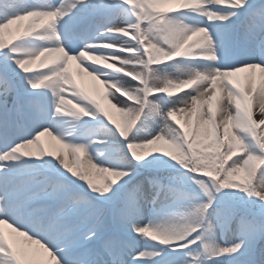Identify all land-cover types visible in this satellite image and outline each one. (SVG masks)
<instances>
[{"label":"snow or ice","instance_id":"6c2138e0","mask_svg":"<svg viewBox=\"0 0 264 264\" xmlns=\"http://www.w3.org/2000/svg\"><path fill=\"white\" fill-rule=\"evenodd\" d=\"M0 225L51 264H264V0H0ZM0 264L46 262L0 228Z\"/></svg>","mask_w":264,"mask_h":264},{"label":"bare ground","instance_id":"6f19581e","mask_svg":"<svg viewBox=\"0 0 264 264\" xmlns=\"http://www.w3.org/2000/svg\"><path fill=\"white\" fill-rule=\"evenodd\" d=\"M24 23H26V21L21 22V29H22ZM16 27L17 26L15 24L11 25L9 27V30L11 32H15ZM5 38L7 39V33H6ZM36 70H38V69H36ZM72 74H73L74 79L76 80L77 85L81 89H83L84 91H86L90 95L97 97L98 99L101 100V103L104 104L105 107H108L106 101L101 99V96L103 93V86L100 85L97 81H94L86 73L78 72L75 62H72ZM237 75L240 77L241 81L243 82L244 78L246 76V73H239ZM253 79L258 81V79H259L258 70L253 73ZM109 110L113 111L110 108H109ZM113 116L116 119L119 118L118 114H116L114 111H113ZM39 144L41 147H44L48 152L59 153V150L61 149L60 144H58L57 141L52 138V136H49L47 134H44L40 137ZM47 151H46V153H47ZM83 160L86 164L87 163V154H85V156L83 157ZM93 179H94V181L98 182V180H99L101 182V178L99 177V175L93 174ZM0 228L3 229L6 237H8V239L13 243V246L15 248H17L18 250H21V251H26V252L38 251L40 258H42L46 262V264H51V261L48 260V258H47V254L44 253L42 249H39V247L37 245L31 244L30 242L25 241L22 236H20L18 233L13 232L8 227V225H0Z\"/></svg>","mask_w":264,"mask_h":264},{"label":"rangeland","instance_id":"374dc122","mask_svg":"<svg viewBox=\"0 0 264 264\" xmlns=\"http://www.w3.org/2000/svg\"><path fill=\"white\" fill-rule=\"evenodd\" d=\"M44 151H47L45 148L43 149ZM61 150V149H60ZM60 150H59V152H60ZM48 152V151H47ZM100 177V176H99ZM94 182H97V181H94ZM100 181L98 180V182L97 183H99Z\"/></svg>","mask_w":264,"mask_h":264}]
</instances>
